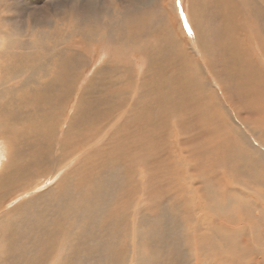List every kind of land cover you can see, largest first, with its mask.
Here are the masks:
<instances>
[{
	"label": "bare ground",
	"instance_id": "bare-ground-1",
	"mask_svg": "<svg viewBox=\"0 0 264 264\" xmlns=\"http://www.w3.org/2000/svg\"><path fill=\"white\" fill-rule=\"evenodd\" d=\"M73 1L80 4L64 20L69 27L45 31L24 24L17 0H0V149L10 148L0 151V200L83 151L59 181L27 201L7 211L1 200L0 264H105L124 251L133 255L135 235L128 245V235L115 230L119 209L106 208L97 189L83 193L74 210L68 204L120 168L129 171L133 196H140L135 264H264V238L251 245L244 237L251 225L264 228V0H190V45L164 2L101 0L105 6L98 8L92 0ZM18 19L39 30L32 43ZM99 28L107 67L77 91L74 62L81 56L85 65L92 62ZM18 70L29 73L22 83L42 72L40 88L12 84ZM71 97L75 114L62 122L60 103ZM204 182L222 206L238 198L249 214L205 212ZM121 189L116 182L99 193L117 201ZM69 211L91 221L74 230L65 223ZM157 213L172 218L151 221ZM62 245L69 249L65 256L57 253Z\"/></svg>",
	"mask_w": 264,
	"mask_h": 264
},
{
	"label": "rangeland",
	"instance_id": "rangeland-1",
	"mask_svg": "<svg viewBox=\"0 0 264 264\" xmlns=\"http://www.w3.org/2000/svg\"><path fill=\"white\" fill-rule=\"evenodd\" d=\"M7 1V0H6ZM93 4L92 6L95 7H103L105 6L101 0H92ZM117 1L115 4L120 3V0H115ZM18 4L21 6L20 8H22V12H21V17L24 21V24H27V21H29L30 23H32L33 25H38L40 29L43 30H50L49 25H52L53 28L54 27H58L59 31H61L63 28H65V26L68 28L69 26L67 24L64 23V20L66 18H68L70 16V14H74L75 11L77 10L80 2H74L73 0H17ZM159 4H162L163 2L168 4L169 7L174 8V12L173 14L176 17V21H175V27L178 30V32L184 35V40L189 43L192 42V40L195 38V34H194V29H193V25L190 19V14H189V3L190 0H158L157 1ZM135 4H142L140 6L143 7H148L149 4L151 3V0L147 1V0H141L140 2H134ZM72 5H74V7H72ZM5 9V14L12 16V6L9 5H5L4 7ZM155 10V9H154ZM2 11H3V5H2ZM147 12H150L152 10L147 9ZM152 13H156L154 11H152ZM31 14L33 16V18L29 15ZM18 21L20 22V25L26 29V36L27 39L30 43H32L36 37L39 35V30L36 29L35 27L33 28H28V26H25L21 23V20L18 19ZM99 25V24H98ZM97 25V26H98ZM28 30V33H27ZM48 30V31H49ZM99 30L95 33L94 38L95 40L93 41V44L95 45L97 51H95L92 55H97L94 57V59L92 60L91 63L86 64L83 60V56H81L80 59H78L77 63L76 61L75 63V69L77 70V72L79 73V77L76 81L77 83V91H82L84 89H80L81 87H86V84L92 79V77L94 76V73L96 71H98L101 68H105L107 67V57H108V52L106 49V38H103L101 36H99ZM63 40V38L59 39L58 41H56L55 43H60V41ZM98 42V43H96ZM2 43H1V39H0V61L3 59V55L1 54L2 52H5V50L1 49L2 47ZM8 46L6 45L5 48H7ZM58 49H54L52 50L50 53H43L45 55H53L57 52ZM98 51H99V55H98ZM21 53V51L19 52ZM134 54V53H133ZM91 55V54H89ZM88 57V56H87ZM46 61V59L44 60H35L33 63L36 66L35 68L41 67L43 66V64H45L44 62ZM142 65H145L144 60L142 61ZM31 68V67H29ZM29 68L27 67L26 70H29ZM32 69V68H31ZM33 74V73H31ZM42 76V72H38L36 74L33 75V78H39ZM4 77V72L0 71V78ZM29 77V73H25L23 74L22 72H20L19 70L17 71L16 74H14L13 79H12V84H17L21 87L24 88H35L38 86V88H40V85L38 83V80H29L27 82L22 83L25 79H27ZM79 93V92H77ZM76 97H71V98H65L62 100V102L60 103V111H61V119L62 122H67L70 117L74 116L75 114V106H76ZM46 109H49L48 107H46ZM118 122H115L114 125L110 126L108 128V131H110L113 127H115V125ZM58 132V127H57V131ZM1 139L5 140L4 137H1ZM10 148L6 147V148H1L0 151H2L3 153H7L9 151ZM83 151H78V152H72V154L66 159L65 162H63L62 164H58V163H53L51 165V171L50 172H39L40 175H38L34 180V182L30 183L29 187L21 192H18L19 190H21L22 188L20 187V189H15L13 192H10L8 194V196L6 197V199L3 201L2 199V208L6 209L7 211L12 209L14 206H16L17 204L22 203L23 201H27L30 197L35 196L39 191H41L44 187H50L51 184H53L57 179L58 181L60 180L59 177L61 176V174L64 171L69 170V168H71L76 161L80 158V156L82 155ZM120 170V171H119ZM118 170V172L116 173V175H114V177L110 180H108L107 182H101L99 179H95L92 182L89 183V185L87 186V188L79 193L76 192L73 194L72 199L70 200L69 204V208L71 210H74L77 206L78 200L82 199L83 197V193H92L95 189L98 190V197L102 199L103 205L110 209V208H114L117 207L119 209V211L117 212V215L114 216L115 219V230H119L121 229L120 232V236H125L128 235V237L126 239L129 238L128 240V245H132V239L135 235V239H134V251H133V255L132 254H126V251H124V253H120L119 256L113 258V259H109L107 258L104 263L105 264H135V256H136V251L139 249V244L136 241L137 235H138V231L137 229L133 228V224L140 220H138L140 217L136 215V209L139 205L140 202V196L138 195H134L133 196V192L134 190H132V180L131 178L128 176V174L125 171H128L127 169H122L120 168ZM129 172V171H128ZM118 182L120 184V187L122 188L121 191L118 192V195L121 197L119 200L114 201L112 199L109 198H103L100 196V190H101V186L102 185H112L113 183ZM49 184V185H48ZM212 184L208 183V182H204L203 183V189L206 193V200H205V205L207 207V209L205 210L208 211L209 209H211L213 212L219 213L218 215H221L224 218L226 217V214L229 213V215L232 216V218L234 217V215L229 212L232 209H238L241 207L239 204H241L240 200L237 198V202L233 201V199H231L229 197V201H228V206L225 205L222 206L223 204H220V202H218L217 199H214V194H213V188H211ZM213 187V186H212ZM206 188V189H205ZM109 195H111V193H108ZM124 195V196H123ZM123 196V197H122ZM231 199V200H230ZM241 199V198H240ZM1 200H0V204H1ZM204 201V200H203ZM218 202V203H216ZM149 203V201H148ZM227 204V203H226ZM238 206V208H233ZM64 208H68V206H65ZM246 213L249 214L250 210L247 207H242L240 208V210H242ZM235 213V222L239 220V215L240 213L238 212ZM210 212V211H208ZM83 213V212H80ZM79 213V214H80ZM239 213V215L237 214ZM67 216V219L65 220V223L72 226L74 230H76L77 227H79L80 224L82 223H89L91 220H89L88 218L84 217H79L78 215L73 214L72 211H69ZM237 214V215H236ZM160 215V216H159ZM225 215V216H224ZM158 216V217H156ZM106 216L101 214L100 215V222L103 218H105ZM153 219H151V221H160L163 220V222H167L168 219L170 220L172 218V216H165L163 215V213H157L156 215H154ZM149 221V220H148ZM146 221V222H148ZM154 221V222H155ZM144 224L146 223L145 221H143ZM214 223H217V219L214 218L213 220ZM141 222H139V226L140 229L143 230L144 224H142L143 226L141 227ZM248 224V223H247ZM67 225V229H70L71 227H69ZM186 226H188V228H192L191 224H186ZM147 227V226H146ZM145 228V227H144ZM182 228V229H181ZM179 228L180 233L182 231H184V228L181 227ZM249 230L247 232V235H245L244 237L248 239V242L252 245H256V242H252V239L255 240L258 237H260L261 239L264 238V228H260L259 226L256 225H251V227L249 228ZM263 232V233H262ZM251 235L253 236H250ZM78 234V233H75ZM108 240V239H107ZM256 241V240H255ZM130 242V243H129ZM66 243V242H64ZM63 243V245H65ZM89 243L92 246H96V244L94 243V240H90ZM67 244V243H66ZM62 247H58L57 248V253L58 254H62L65 256V254L69 253V249L67 246H63ZM126 247V245H124ZM118 249H122L121 245H117ZM130 250V249H129ZM250 258L255 257V253L249 256ZM249 257H247L248 259H250ZM246 259V257H245ZM95 260H98V258H95ZM100 261V260H98ZM101 262V261H100ZM260 263L262 264V262L260 261ZM80 264H87V262H81ZM88 264H97V263H93V261L89 262Z\"/></svg>",
	"mask_w": 264,
	"mask_h": 264
}]
</instances>
